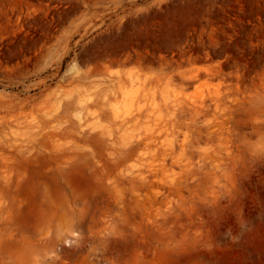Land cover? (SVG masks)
I'll return each mask as SVG.
<instances>
[{
  "label": "rangeland",
  "instance_id": "obj_1",
  "mask_svg": "<svg viewBox=\"0 0 264 264\" xmlns=\"http://www.w3.org/2000/svg\"><path fill=\"white\" fill-rule=\"evenodd\" d=\"M0 264H264V0H0Z\"/></svg>",
  "mask_w": 264,
  "mask_h": 264
},
{
  "label": "bare ground",
  "instance_id": "obj_2",
  "mask_svg": "<svg viewBox=\"0 0 264 264\" xmlns=\"http://www.w3.org/2000/svg\"><path fill=\"white\" fill-rule=\"evenodd\" d=\"M133 95H131V93L129 92H124L123 95H122V100H123V104L124 105H127V106H130V103L131 102H134V99H133ZM139 103H137V106H138ZM114 115L113 117L117 118L118 120L122 121L125 119V116L129 115L130 112H128L127 109H125V111H122L120 112V110L118 109H114ZM68 241V240H66Z\"/></svg>",
  "mask_w": 264,
  "mask_h": 264
}]
</instances>
